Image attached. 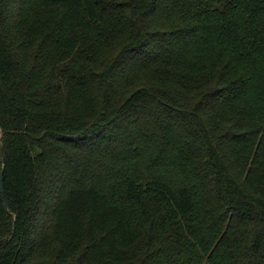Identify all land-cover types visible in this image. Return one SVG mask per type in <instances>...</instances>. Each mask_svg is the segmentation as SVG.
I'll return each mask as SVG.
<instances>
[{"label": "trees", "instance_id": "obj_1", "mask_svg": "<svg viewBox=\"0 0 264 264\" xmlns=\"http://www.w3.org/2000/svg\"><path fill=\"white\" fill-rule=\"evenodd\" d=\"M1 174L0 264H264V0H0Z\"/></svg>", "mask_w": 264, "mask_h": 264}, {"label": "water", "instance_id": "obj_2", "mask_svg": "<svg viewBox=\"0 0 264 264\" xmlns=\"http://www.w3.org/2000/svg\"><path fill=\"white\" fill-rule=\"evenodd\" d=\"M0 187H1V194L3 195V174H1V177H0ZM3 208H4L5 212L7 213L8 210H7L5 203L3 204ZM13 231H14V229H13Z\"/></svg>", "mask_w": 264, "mask_h": 264}]
</instances>
